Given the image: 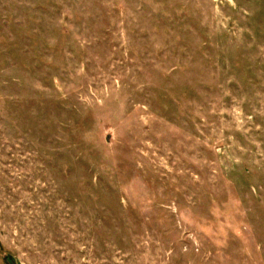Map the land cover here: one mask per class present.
<instances>
[{
  "label": "rangeland",
  "instance_id": "obj_1",
  "mask_svg": "<svg viewBox=\"0 0 264 264\" xmlns=\"http://www.w3.org/2000/svg\"><path fill=\"white\" fill-rule=\"evenodd\" d=\"M0 264H264V0H0Z\"/></svg>",
  "mask_w": 264,
  "mask_h": 264
}]
</instances>
